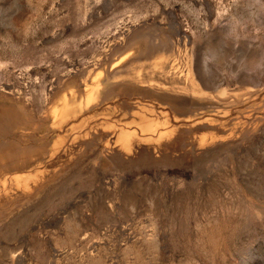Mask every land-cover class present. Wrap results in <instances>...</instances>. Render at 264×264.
I'll return each instance as SVG.
<instances>
[{
    "label": "rangeland",
    "instance_id": "obj_1",
    "mask_svg": "<svg viewBox=\"0 0 264 264\" xmlns=\"http://www.w3.org/2000/svg\"><path fill=\"white\" fill-rule=\"evenodd\" d=\"M0 264H264V0H0Z\"/></svg>",
    "mask_w": 264,
    "mask_h": 264
}]
</instances>
